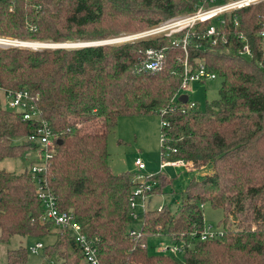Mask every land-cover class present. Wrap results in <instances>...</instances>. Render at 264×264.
Wrapping results in <instances>:
<instances>
[{
	"label": "trees",
	"instance_id": "obj_1",
	"mask_svg": "<svg viewBox=\"0 0 264 264\" xmlns=\"http://www.w3.org/2000/svg\"><path fill=\"white\" fill-rule=\"evenodd\" d=\"M205 0H0V36L51 44L96 43L132 35L195 12ZM210 22L171 37L75 49L0 47V86L25 91L56 134L45 181L61 212L71 211L91 239L101 264H264V3L223 16L215 43ZM240 36L246 41L241 40ZM186 38L185 49L183 40ZM247 43L251 58L238 52ZM162 51L158 69L147 70L146 51ZM199 65L222 80L217 100L204 110L176 99L184 64ZM176 99V100H175ZM175 100V101H174ZM188 103V104H187ZM160 116L162 157L209 165L191 180L174 210L142 214L140 237L130 235L128 197L132 172L113 174L108 136L122 117ZM38 124L0 105V162L32 150L25 141ZM160 189L161 174L148 177ZM222 211V235L200 240L202 208ZM28 168L0 169V242L49 233ZM228 221H231L228 225ZM182 245L183 263L147 252L149 237ZM56 264H86L74 238L59 232L43 248ZM27 250L6 252L7 264H26Z\"/></svg>",
	"mask_w": 264,
	"mask_h": 264
},
{
	"label": "built area",
	"instance_id": "obj_2",
	"mask_svg": "<svg viewBox=\"0 0 264 264\" xmlns=\"http://www.w3.org/2000/svg\"><path fill=\"white\" fill-rule=\"evenodd\" d=\"M262 1L264 2V0H234L228 3L225 1L221 2V0H205L208 6L205 7L203 4L199 3L198 9L190 15L173 18L165 23L154 26L143 32L126 36L122 39H124L123 41L130 42L160 36L171 37L173 34L192 30L198 23L210 22V25L206 29L205 36L210 39L212 44H214L215 37L217 35V26L220 22H223V16ZM259 37L262 39L264 44V30L259 33ZM240 38L241 40L246 41L244 37L240 36ZM19 44L17 42L14 43L12 41L0 39L1 47H18ZM185 45L186 38L183 40V49H185ZM238 54L245 58L251 57L250 49L247 43L243 45ZM146 55L147 62L145 63V68L147 70L158 69L164 58V53L162 51L148 50L146 51ZM184 67V77L175 97L178 101L180 96L184 95L183 93L188 89L190 83L206 82L207 80H213L216 77L214 74L207 72L203 65H199L197 71L194 73L188 72L186 63L184 64ZM0 98L4 100L8 110L20 113L22 114L24 120L35 121L38 124L35 132L24 138V141L32 146H35V148L32 149L33 151H38L37 158L28 167V171L34 182L37 197L43 207L42 218L47 223L57 227L59 232L67 233L74 238L77 248L80 250L86 264H101L97 257L94 242L82 232L80 223L75 220L71 211L61 212L57 209L55 200L45 181L47 163L55 152L57 137L50 128L48 122L42 118L41 111L38 108L35 99L25 91L7 90L2 86H0ZM190 107H194V104H189V108ZM162 125L164 124L162 123ZM160 136L162 144L163 136ZM165 156L166 159H164ZM168 156V153H164L162 157V169L167 166H173L175 168L181 167L185 168L187 171L193 169L190 163H184L183 161H171L168 159ZM134 165L139 171L145 169L144 163L139 158L134 161ZM133 183L135 186L132 188L128 197L129 218L132 223L140 217V214L142 220V214L148 209V192L156 186L154 181H151L148 178H143L137 174L134 176ZM130 235L136 238L140 237L138 229L136 230L134 228H131ZM221 235V230H213L212 227L206 226L198 237L200 240L204 241L217 238ZM176 246L177 247L171 249L165 248L163 251H169L172 253V256L182 253V245ZM42 248V244L36 243L29 247L28 251L31 254H36Z\"/></svg>",
	"mask_w": 264,
	"mask_h": 264
},
{
	"label": "rangeland",
	"instance_id": "obj_3",
	"mask_svg": "<svg viewBox=\"0 0 264 264\" xmlns=\"http://www.w3.org/2000/svg\"><path fill=\"white\" fill-rule=\"evenodd\" d=\"M224 1L229 3L234 0H221V2ZM260 3H264V2L262 1ZM257 4L259 3H255L250 6H254ZM197 9H198V4H196L195 11ZM126 36H130V35H122L115 40L113 39L105 42L111 44L125 43L126 41H123L124 39L122 38ZM0 39L6 41H12L14 43L17 42L18 44L22 43L19 44L18 47L24 48V46L22 45L25 44V47L28 49H42V46L56 45V44H51L49 42H35L28 40L21 41L15 38H9L4 36L3 37L0 36ZM96 43H100V42H96ZM30 45H36V46L38 45L39 47L31 48ZM221 82L222 80L218 77H215V79L213 80H207L206 82H199V83L192 82L189 84L188 89L183 93L184 95L182 96L187 97V101H189V104L192 103L194 104V107L197 106L199 107L200 110H204L207 103H210L211 101L217 100L219 98L218 91ZM0 105L3 108L7 109V105L5 104L2 98H0ZM161 126H162L161 118L160 116L157 115L119 118L116 127L108 136V141H107L109 167L112 173L117 175L120 173H125L130 171L133 173L132 182L135 174L142 176L143 178L153 177L155 175L161 174L162 179L161 182H159L161 187L159 190H157L156 194L154 193L152 196L148 197L147 210L158 209L161 208L162 206H167L170 210H174L175 206L179 203L180 193L184 191L189 181L193 179L201 180L205 175H207L204 174L205 173L204 171L206 172L209 171L208 172L209 174L212 173V169L209 165L206 166V169H203L205 166H201L200 168H194L192 166L193 169H191L190 171H187L185 168H181V167L175 168L173 166H167L162 169L161 166L163 165V159L161 154V140H160ZM20 141H24V139L16 140V142H20ZM37 153L38 151L29 150L27 151L25 158L23 156L20 159H13V158L4 159L2 162H0V169L2 170L4 169L9 172H15L16 174H20L30 166V163L32 164V162L36 160ZM137 158H139L144 163L145 165L144 170L139 171L135 167L134 161ZM164 159H166V156L164 157ZM202 211H203L205 225L212 227L213 230L222 231L223 229V224L221 222V220L223 219L222 211H220L219 209H214L210 207L208 204L203 206ZM141 221L142 220L140 214V217L132 223L131 227L137 230L141 224ZM41 222L48 225V227L50 228L47 236L43 238L40 239L29 238V237L21 238L19 236H15L9 239L7 243L0 242V264H7L6 252L9 250L17 249L19 246H22L27 250L26 264H56V258H50L49 260L44 258L43 248L54 243L55 236L59 234V230L57 227H54L51 224L47 223L43 218H41ZM230 223L231 221H228V225H230ZM36 243L42 244L43 248L40 249L36 254H31L28 251V248ZM146 247H147V252L151 255L167 254L172 256V253H170L169 251L164 252L163 250L165 248L171 249L177 246L175 245V243H173L170 240L169 237L160 235V236L149 237L146 240ZM175 258L178 262L183 263L182 253L176 254Z\"/></svg>",
	"mask_w": 264,
	"mask_h": 264
},
{
	"label": "water",
	"instance_id": "obj_4",
	"mask_svg": "<svg viewBox=\"0 0 264 264\" xmlns=\"http://www.w3.org/2000/svg\"><path fill=\"white\" fill-rule=\"evenodd\" d=\"M115 40V39H114ZM103 44H111V43H68V44H56V45H47V46H42V49H60V48H71V49H75V48H82V47H89V46H96V45H103ZM24 48L25 45H23ZM180 102H187V97L186 96H181L179 98Z\"/></svg>",
	"mask_w": 264,
	"mask_h": 264
},
{
	"label": "crops",
	"instance_id": "obj_5",
	"mask_svg": "<svg viewBox=\"0 0 264 264\" xmlns=\"http://www.w3.org/2000/svg\"><path fill=\"white\" fill-rule=\"evenodd\" d=\"M123 118V117H122ZM128 118H130V117H128ZM26 157V155L24 156V158ZM2 162V161H1ZM30 165H31V163H30ZM203 169H206V166L203 168ZM128 172H130V171H128ZM205 173L204 174H209L208 172H206V171H204ZM114 174V173H113Z\"/></svg>",
	"mask_w": 264,
	"mask_h": 264
},
{
	"label": "bare ground",
	"instance_id": "obj_6",
	"mask_svg": "<svg viewBox=\"0 0 264 264\" xmlns=\"http://www.w3.org/2000/svg\"><path fill=\"white\" fill-rule=\"evenodd\" d=\"M25 45V44H24ZM29 45V44H28ZM41 45V44H40ZM23 46V45H22ZM31 46V48H35V47H39L38 45L36 46V45H30ZM47 46V45H46Z\"/></svg>",
	"mask_w": 264,
	"mask_h": 264
}]
</instances>
